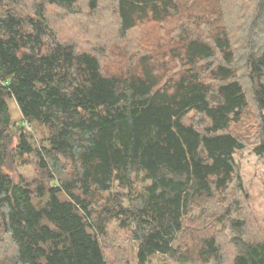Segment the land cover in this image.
Returning a JSON list of instances; mask_svg holds the SVG:
<instances>
[{"label": "trees", "instance_id": "trees-1", "mask_svg": "<svg viewBox=\"0 0 264 264\" xmlns=\"http://www.w3.org/2000/svg\"><path fill=\"white\" fill-rule=\"evenodd\" d=\"M248 148L264 159V0H0V264H108L115 219L137 264H264ZM32 154L39 176L12 174Z\"/></svg>", "mask_w": 264, "mask_h": 264}, {"label": "rangeland", "instance_id": "rangeland-1", "mask_svg": "<svg viewBox=\"0 0 264 264\" xmlns=\"http://www.w3.org/2000/svg\"><path fill=\"white\" fill-rule=\"evenodd\" d=\"M54 18H59L58 14H54ZM85 22L84 17L78 18V21ZM71 25L70 28H65L68 32L66 34H86L85 32H80L76 27L73 29V21L68 23ZM87 32L91 35L96 36L93 27H89ZM95 40V39H94ZM96 41V40H95ZM10 112L13 118V128L11 130L12 134L15 136L19 134V124L22 121V114L19 106L15 99L11 98L8 100ZM26 131L32 136V143L35 146H40L42 144H48L47 138L49 137V127L46 124L33 123V125L26 124ZM17 143V136L14 140V145ZM236 161L239 164L241 175L243 178L244 186L248 193L250 194V206L252 209V214L254 217V228L257 231V237L264 241V159L257 155L253 148L245 149L235 155ZM27 164L19 165L16 167L15 171H11L12 174L23 175L28 180H32L38 177L40 174V168L38 164V157L35 154L26 156ZM120 192V193H119ZM127 190L118 188L117 186L113 189L112 194H120L124 196ZM122 193V194H121ZM108 193L100 200V203H104ZM117 197V196H116ZM122 202L128 205V201L123 197ZM230 234V231L227 230ZM252 233V231H251ZM253 233H255L253 231ZM254 235V234H252ZM230 236V235H229ZM101 240L105 249L106 258L108 264H137L138 258V242L132 237L129 230L123 228L121 221L118 219L112 220L107 227L106 234L101 236ZM230 245L224 244V250L227 253H232V248ZM212 262L211 264H213ZM224 264H231V259L229 256L224 254ZM150 264H173L172 261L166 259L165 256L156 255L151 259Z\"/></svg>", "mask_w": 264, "mask_h": 264}]
</instances>
